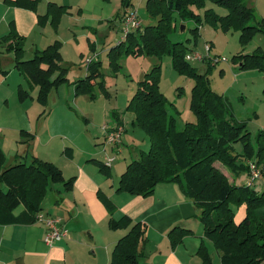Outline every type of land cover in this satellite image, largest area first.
I'll use <instances>...</instances> for the list:
<instances>
[{
	"label": "trees",
	"instance_id": "1",
	"mask_svg": "<svg viewBox=\"0 0 264 264\" xmlns=\"http://www.w3.org/2000/svg\"><path fill=\"white\" fill-rule=\"evenodd\" d=\"M8 2L35 12L39 0ZM207 3L224 8L226 13L218 14L213 7H206ZM66 10L65 5L49 2L45 13L37 16V23L43 26L49 22L56 26L61 13ZM199 10H203L202 13ZM126 13L127 9L118 12L116 18L122 23ZM146 13L154 21L142 26L140 20L139 27L125 32V36L108 50L109 65L118 70V59L123 52L158 57L170 54L176 71L194 80L189 108L195 120L186 121L180 130L176 128L175 118L169 114L166 97L160 90V66L155 65L147 71L143 79L137 81L126 110L132 114L131 123L148 135L150 145L126 165L116 191L146 197L158 184L176 183L196 207L203 234L212 241L222 264H264V188H254L255 181L264 178V129L257 132L254 146L246 123L237 121L225 97L210 88L208 72L212 60L205 57L208 67L200 72L186 59L188 50H192L190 46L169 37L176 30L178 17L181 23L191 21L194 24L189 30L195 40L200 34V26L205 23L224 31L229 28L239 30V40L244 46L254 33L264 34V16L257 18L248 0H147ZM0 44L6 51L13 52L15 68L27 82V88L22 85L17 88L21 102L31 97L36 87V100L44 104L52 89L69 82V66L63 64L60 41L55 40L45 48L35 50L31 58L23 59L24 37L11 23L10 31L0 38ZM232 59L238 62L239 69L261 71L264 79V50L261 47L248 53L240 51ZM100 63L94 59L86 63V75L73 82L75 94H88L91 99L96 97L93 82L103 76ZM97 85L103 89L104 80H99ZM113 117L118 119L119 114L113 112ZM24 133L29 138L22 142L29 147L34 134ZM239 142L243 145L240 152L234 146ZM90 160L103 175H110L105 161ZM216 162L221 163L233 177L248 174V164L253 162L260 176L252 186L236 184L215 165ZM73 181L74 177L66 179L59 167L35 155H31L28 161L17 157L15 163L6 165L5 154L0 148V225L35 223L36 215L42 213L47 192L55 190V194H60L69 191ZM56 185H60L62 190L55 188ZM104 202L110 215L109 228L126 229L116 242L108 264H141L147 241L145 225L126 215L115 219V206L107 199ZM240 206H244L245 214L236 220ZM19 207L22 209L16 212ZM190 232L173 227L168 233L172 246L180 243ZM196 254L203 264L212 263L203 240Z\"/></svg>",
	"mask_w": 264,
	"mask_h": 264
},
{
	"label": "rangeland",
	"instance_id": "2",
	"mask_svg": "<svg viewBox=\"0 0 264 264\" xmlns=\"http://www.w3.org/2000/svg\"><path fill=\"white\" fill-rule=\"evenodd\" d=\"M49 2L60 3L67 7V10L61 13L56 26L48 22L46 32L48 37L43 42L52 37L51 42L60 41L63 64L69 66L67 77L70 82L82 78L80 76L86 73L87 59L101 62L100 68L103 76L93 82V92L96 95L94 99H91L88 94H75L73 83H64L52 89L44 104L39 103L35 97L32 105L34 103L36 105L31 111L34 112L37 108V112L34 113L33 118H26L23 126L18 127L17 138L19 143L23 144L22 141L29 138V135L24 132L35 134L34 150L37 148V152L42 155L45 154L42 152L47 150L45 147L47 139L55 136L56 144H59L52 150L53 158H56L57 166H64L66 164L64 157L66 147L76 151V157L80 152L73 144H76L80 148L79 150L84 151L91 150L93 147L100 148L96 129L98 126L103 128L106 121L111 122L112 113L117 112L121 115L120 119L123 120V126L126 128L123 134L124 138L126 136L127 144L130 143L139 149L143 147L144 150L148 149L150 145L148 135L142 128L130 123V112L126 108L136 89L137 81L143 79L144 74L155 65L160 66L158 71L160 90L166 97L169 114L175 118L176 128L180 130L186 121L195 120L194 113L189 108L194 80L176 71L172 65L170 54L158 57L156 55H133L123 52L118 59L120 64L118 70H114L109 65L108 50L125 36V27L116 18L117 13L127 9V12L134 13L140 18L142 26L152 23L154 19L146 13L147 0H39L37 9L43 13L46 11L45 8ZM206 7H213L220 15L226 13L224 8L212 3H207ZM202 11L199 10V13ZM254 13L257 18L264 16L263 0L257 1ZM175 26L176 30L170 33V39L172 41H184L190 46L189 48L192 50H188L187 54L191 57L187 60L200 72H204L208 67L207 59L216 58V60H220L222 57L227 59L209 64L210 88L225 97L230 111L237 121L246 123L251 135V143L256 146V134L259 130L264 129L263 73L257 69H239L238 62L232 58L240 51L248 53L257 47L264 50V34L261 32L254 33L242 46L239 40V30L234 28L224 31L221 28H213L203 23L199 28L200 34L195 40L189 30L194 26L191 21L181 23V20L176 17ZM182 26L183 29H181ZM188 38L191 40L187 42ZM31 39L34 40V38ZM30 40L26 43L23 59H29L33 56V53L27 49L30 46ZM207 45H210L209 49H207ZM14 73H16L14 75L18 74V72ZM99 80H104L103 89L97 85ZM20 82H23V87L27 88V82L23 76H21ZM33 94L35 93L33 92ZM7 98L11 107L17 104L18 99L16 97ZM31 98L29 97V99ZM29 99L27 103H30L31 100ZM39 128L40 133L37 131ZM6 132L11 135V131L7 130ZM5 139H8L7 136ZM5 139H0V146L2 144L8 150L10 144L8 141H3ZM143 144L145 145L143 146ZM234 146L239 152L243 148L240 142ZM85 157L84 154L83 158ZM128 161V157L124 159L123 155L121 157L116 156V161L113 163L115 164L116 180L121 174L119 173L121 172L120 166L124 164L126 166ZM215 165L223 170L230 180L234 179L236 184H244L248 180L247 173L233 177L221 163L216 162ZM262 183H264V178L260 177L255 181L254 188H264ZM52 191L47 192L43 199L44 209L51 204L54 197ZM19 210L20 208L16 212ZM197 215L198 211L194 221H198L202 225ZM206 241L209 244L211 254H217L213 244H211L212 241L208 238ZM3 252H6L5 249Z\"/></svg>",
	"mask_w": 264,
	"mask_h": 264
},
{
	"label": "crops",
	"instance_id": "3",
	"mask_svg": "<svg viewBox=\"0 0 264 264\" xmlns=\"http://www.w3.org/2000/svg\"><path fill=\"white\" fill-rule=\"evenodd\" d=\"M8 1L10 0H0V38L10 31L11 23H13L17 33L24 37V52L30 38L34 40H30V46L27 49L32 53L52 43L53 37L47 40L50 42H43L48 37L46 32L49 23L43 26L37 23V16L43 15L45 11L42 13L37 9L34 12L13 6ZM257 1L248 2L255 9ZM42 42L43 44H40ZM14 72H18L15 68L14 54L6 51L0 44V139H5L7 136L8 139L3 141H8L10 144L8 150L2 144L3 149L1 146L0 148L5 154L6 165L15 163L17 157L28 161L31 155H35L57 166L56 158H53L52 154V150L59 144H56L55 136L47 139L45 146L47 150L42 152L45 153L42 155L37 152V148L34 150L33 143L36 137L29 147L25 143H19L18 127L23 126L25 119L33 118L34 113L37 112V108L34 112L31 111L36 105V103L32 105V102L36 97L37 88L35 87L31 92L32 98H28L31 100L30 103H27L28 99L19 101L17 88L23 83L20 82L22 75L19 72V75H14L16 74ZM85 75L86 73L80 77ZM73 82L69 80L68 83ZM7 97H16L17 104L11 107ZM113 118L111 122L106 121L103 128L98 126L96 129L100 148L93 147L91 150L84 151L73 144L80 154L76 157V151L66 147L64 149L66 164L57 166L66 179L74 177L73 187L60 194L58 192L55 194L53 190L54 197L51 204L46 209L43 207L42 212L59 217L62 224L69 230V237L47 245L43 241L45 226L42 223L0 225V264H108L116 242L126 233V229L109 228L110 215L104 202L106 199L115 206L113 210L115 219L126 215L133 221H139L145 225L147 241L144 247L145 256L140 260L141 264H203L196 254L202 240L211 255V264H222L218 254H211L203 234V226L198 221H194L197 209L178 184H158L154 192L146 197L116 191L120 177L115 179L113 163L116 161V156L123 155L124 159L128 157L127 165L132 159L138 157L144 147L139 149L130 143L127 144L124 134L118 148L108 146L105 143L104 127H111L118 122L123 125L121 115L118 119ZM129 121L130 123L132 121L131 113ZM124 129L126 131L125 126ZM7 130L11 131V135L7 134ZM37 131L40 133V128ZM84 154L85 158H83ZM21 155L23 158L20 157ZM114 155L115 159L109 165L108 177L103 175L98 166L90 160L104 162L107 156ZM120 167L119 173H122L126 166L124 164ZM55 188L62 190L61 186ZM19 208L22 209V207ZM244 214L245 208L240 206L236 212V220H240ZM173 227L188 229L192 233H188L180 243L172 246L168 233ZM4 249L6 252H3Z\"/></svg>",
	"mask_w": 264,
	"mask_h": 264
},
{
	"label": "built area",
	"instance_id": "4",
	"mask_svg": "<svg viewBox=\"0 0 264 264\" xmlns=\"http://www.w3.org/2000/svg\"><path fill=\"white\" fill-rule=\"evenodd\" d=\"M122 25L125 27V32L128 30H134L140 26V19L136 14L127 12L122 20ZM210 45H207V49ZM191 55L186 54V59H189ZM90 59H87L88 62ZM212 62L226 61L227 59L222 57L220 60L216 58L211 59ZM105 132V143L110 147L118 148L122 141V134L124 126L122 124H114L111 127H104ZM105 163L110 165L115 159V156H107ZM249 165L248 180L246 181L247 186H252L254 181L259 178L260 172L256 165L251 162ZM36 222L42 223L45 226V234L43 241L47 245H52L62 239L69 237V230L62 224L59 217H54L45 213H38L36 215Z\"/></svg>",
	"mask_w": 264,
	"mask_h": 264
},
{
	"label": "water",
	"instance_id": "5",
	"mask_svg": "<svg viewBox=\"0 0 264 264\" xmlns=\"http://www.w3.org/2000/svg\"><path fill=\"white\" fill-rule=\"evenodd\" d=\"M184 27L182 26L181 29H183Z\"/></svg>",
	"mask_w": 264,
	"mask_h": 264
}]
</instances>
